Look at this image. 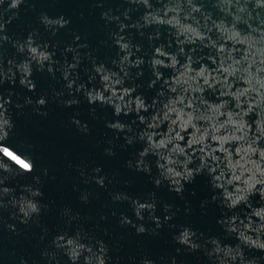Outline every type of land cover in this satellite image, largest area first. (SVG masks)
I'll return each instance as SVG.
<instances>
[{
  "label": "clouds",
  "instance_id": "9594fccd",
  "mask_svg": "<svg viewBox=\"0 0 264 264\" xmlns=\"http://www.w3.org/2000/svg\"><path fill=\"white\" fill-rule=\"evenodd\" d=\"M21 3L22 0H11L4 15ZM93 6L102 9L100 18L107 30V39L101 41L103 45L108 46L113 40V26L119 25L124 32L131 19L136 18L143 20V24L134 26L147 32L151 51L132 61L130 43L123 35L115 39L119 52L126 53L120 57L124 78L103 74L110 95L103 91H83L80 87L73 90L75 82L68 81L67 93L54 88L50 94L35 98L19 93L0 97V192L4 194L0 200V229L17 236L21 234L17 223L29 230H39V242L35 245L38 255L21 256L19 264H29L30 260L31 264H116L119 258L113 256V251L118 242L115 234L101 223L108 221L109 216L117 217L121 228H132L137 235L150 232L155 236L167 224L176 230L172 239L177 245L188 252L200 251L210 264H264V208L254 213L261 220L254 229L251 221L243 230L234 226L225 228L229 221L219 216L217 223L223 233H236L238 239L235 247L225 248L222 244L229 238L227 235H207L191 225L173 223L179 208L171 203L162 205L163 217L157 215L155 192L134 198L117 186L120 183L117 173L109 176L101 166L90 167L87 161L76 165L83 183H95L105 190L111 185L108 191L111 203L127 202L135 219L115 208L100 211L94 219L76 208V219L65 222L64 216L71 209L56 205L45 191V178L55 177H50L46 168L37 169L33 144L14 139L13 120V109L19 114L29 106L36 114L47 117L50 103L73 108L86 101L91 106L89 114L97 120L101 118L97 105L111 108L115 118L105 119L104 125L113 136L103 141L107 145L103 149L105 155H115V140H123L121 148L140 144L141 148L126 161V166L148 174L156 188L166 186L184 199L186 184L193 183L197 176L206 177L211 196L200 203L203 214L212 203L232 209L256 193L264 200V0H118L114 7L108 8H104V0H94ZM11 20L9 16L0 23V33L5 42L23 52L24 44L10 41L6 25ZM38 23L55 35L71 20L64 15L51 17L41 12ZM52 25H58V29ZM153 25L169 26L167 38L172 40L171 48L166 44L160 46L165 29L157 31ZM73 40L81 41V36L75 34ZM28 43L31 44V35ZM76 47L88 45L77 43ZM30 51L36 53L37 49L31 47ZM65 51L71 53L74 49L69 45ZM94 51L98 49H91L88 54ZM7 53L5 47V60ZM132 68L136 69L134 76ZM93 71L101 69L94 66ZM128 78H132V86L123 88ZM117 85L123 90L117 91ZM25 86L36 93L31 81ZM149 92L151 95L146 94ZM79 116L76 111L69 123L79 133L89 135L92 129L88 121ZM121 116L130 119L121 120ZM233 147L239 160L234 158ZM217 152L223 155L218 156ZM24 183L36 187L35 202H27L17 210L9 193ZM123 183L127 185L131 181ZM229 186L233 191H229ZM221 189L223 199L219 195ZM73 190L79 193L77 199L81 204L91 203L94 195L91 189L73 186ZM95 196L98 198L99 194ZM185 204L184 212L190 214V202ZM101 207L109 209V204L105 202ZM52 214L61 222L60 227L46 222L45 217ZM145 221L154 224L151 231ZM234 222L233 217L231 223ZM77 227L83 229L79 240L67 239L65 233L71 234ZM249 229L255 236L248 234ZM123 238L124 234L120 233V239ZM180 251L181 247H177L176 252ZM133 260L135 264H157V260L147 255ZM160 260L163 264H177L175 256Z\"/></svg>",
  "mask_w": 264,
  "mask_h": 264
},
{
  "label": "water",
  "instance_id": "95a60500",
  "mask_svg": "<svg viewBox=\"0 0 264 264\" xmlns=\"http://www.w3.org/2000/svg\"><path fill=\"white\" fill-rule=\"evenodd\" d=\"M116 3L118 0H104V8L114 7ZM10 4L11 0H0V23L11 16V23L6 25L10 41L22 43L25 47L23 52L18 51V48H13L10 42H5L3 33H0V97L19 93L21 96L28 95L35 98L36 95L50 94L54 88L67 93L70 91L66 87L68 81L75 82L73 90L80 87L83 91H103L106 95H110L111 93L107 92V85L103 82V74L112 73L124 78L123 72L120 71V67H122L120 57L126 53L119 52L118 45H115V39L123 35L125 40L130 43L129 51L132 61L140 56H147L151 51L152 45L146 39L147 32L138 31L136 27L143 24V20L136 18L131 19L124 32L120 31L119 25L113 26L111 29L114 34L113 40L109 41L108 46L103 45L101 41L107 39V30L104 27V21L100 18L102 9L93 6L94 0H22L20 5L8 9V13L4 15ZM17 11L18 16H16ZM41 12H46L51 17L64 15L65 18H70L71 23L53 35L51 30H44L43 25L38 23V16ZM34 28H39V30L33 31ZM52 28L58 29V25H52ZM152 28L157 31L165 29L163 43L160 46H165V44L168 48L173 46L172 40L167 38L168 32L171 30L169 26L153 25ZM75 34L81 36V41L74 42ZM30 35L31 44L28 43ZM77 43H87L88 47L77 48ZM69 45L73 47L74 52L66 53L65 49ZM5 47L8 48L7 60L4 59ZM31 47H35L37 52L32 53ZM91 49H98V51L89 55ZM94 66L100 67L101 71H93ZM131 72L134 76L136 69L132 68ZM22 80L25 81V84H21ZM28 81L35 85V94L28 91L25 86ZM131 86L132 78H128L123 88ZM116 89L117 91L123 90L120 85H117ZM146 94L151 95L150 92ZM16 99L17 97L14 95L13 100ZM90 107L86 101L73 108L50 103L47 117L36 114L30 106L19 114L13 109L14 139L33 144L37 169L46 168L49 176L55 177L54 179L45 178V191L47 197L53 200L56 205H63L65 209H71L64 216L65 222L76 219V208L91 214L94 219L98 218L100 211H110L111 208H115L118 212H124L135 219L127 202L111 203L108 196L111 185L108 190H105L95 183L90 185L83 183L76 165L87 161L90 167L101 166L109 176L112 173H117V179L120 182L117 186L134 198H143L147 193L155 192L158 199L157 215L163 217L162 205L171 203L179 208L173 223L191 225L207 235H227L229 238L222 244L225 248L235 247L238 239L236 233H223V229L217 223L220 215L229 221L225 224V228L234 226L243 230L250 221L253 229L261 224L260 218L254 215L255 211L264 208V200L258 193L249 196L247 202H241L232 209L224 207L223 204L220 207L214 203L209 204L206 214H203L200 203L211 196L206 177L197 176L193 183L186 184L184 199H181L175 192L169 191L166 186L156 188L148 174L134 171L126 166V161L133 158L141 148L140 144L121 148L119 145L123 143V140H115V155H105L103 149L107 145L103 141L111 138L113 133L105 127L104 120H112L115 117L111 108H100L97 105V113L101 118L93 119L89 114ZM76 111H79L81 120L88 121L92 129L89 135L79 133L76 127L69 123ZM120 119L130 118L121 116ZM97 141H101V143H97ZM235 147H239V145H235ZM235 147H233L234 158L239 160V156H235ZM217 155L222 156L223 154L217 152ZM33 168H35L34 165ZM28 179L30 180V177ZM125 180H130L131 183L126 185L123 183ZM73 186H79L80 189H91L94 193L91 203L81 204L77 199L79 193L73 190ZM35 191L34 185L24 183L14 187L9 196L19 210L27 202H35L33 196ZM229 191H233L231 186H229ZM95 193L99 194L98 198ZM3 195L0 192V200L3 199ZM219 195L223 199V189L220 190ZM185 201L190 202L192 209L190 214L184 212ZM105 202L109 204V209L101 207ZM233 217L235 218L234 224L231 223ZM79 218L83 219V216ZM45 220L49 226L60 227L61 222L54 214L46 216ZM117 221V217L109 216L108 221L101 222L108 227L110 233L115 234L114 239L118 242L114 245L113 251V256L119 258L116 264H135L133 258L139 259L144 255L157 260V264H163L160 257L168 260L172 256L176 257L177 264H210L207 257H204L200 251L188 252L182 246L177 245L172 239L176 230L169 228L167 224L158 229V234L153 236L150 232L137 235L132 228H121ZM145 223L151 231L154 224L148 221ZM17 227L21 233L19 236L0 229V264H19L21 256L31 255L34 257L38 255L35 245L39 242V230L36 228L29 230L18 223ZM26 232L27 236L24 234ZM120 233L124 234L123 239H120ZM248 234L255 236V232L251 229L248 230ZM65 235L67 239L79 240L83 235V229L77 227L71 234L66 232ZM105 239L107 240L108 237ZM177 247H181L179 253L176 252ZM29 264H31V260Z\"/></svg>",
  "mask_w": 264,
  "mask_h": 264
},
{
  "label": "snow or ice",
  "instance_id": "6c2138e0",
  "mask_svg": "<svg viewBox=\"0 0 264 264\" xmlns=\"http://www.w3.org/2000/svg\"><path fill=\"white\" fill-rule=\"evenodd\" d=\"M9 155H11V153H9ZM13 158H15V157H13ZM18 162H20V163H22V164H23V162H22V161H18ZM23 166L27 167V165H23Z\"/></svg>",
  "mask_w": 264,
  "mask_h": 264
}]
</instances>
